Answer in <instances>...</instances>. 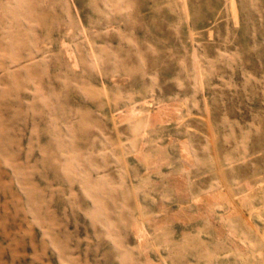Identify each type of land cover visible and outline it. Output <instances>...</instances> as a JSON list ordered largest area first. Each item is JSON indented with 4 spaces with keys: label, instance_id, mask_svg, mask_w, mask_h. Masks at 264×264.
Here are the masks:
<instances>
[{
    "label": "rangeland",
    "instance_id": "rangeland-1",
    "mask_svg": "<svg viewBox=\"0 0 264 264\" xmlns=\"http://www.w3.org/2000/svg\"><path fill=\"white\" fill-rule=\"evenodd\" d=\"M0 264H264V0H0Z\"/></svg>",
    "mask_w": 264,
    "mask_h": 264
},
{
    "label": "bare ground",
    "instance_id": "bare-ground-1",
    "mask_svg": "<svg viewBox=\"0 0 264 264\" xmlns=\"http://www.w3.org/2000/svg\"><path fill=\"white\" fill-rule=\"evenodd\" d=\"M132 109V108H131ZM151 111V110H150ZM149 111V112H150ZM163 111V110H162ZM162 111L161 110H157V114H147L146 115V119H145V123L147 124V125H149V124H152L151 126H153V123L154 122H160V120L162 119ZM156 112V111H155ZM129 113V112H128ZM130 113H131V115L132 114H136V115H143V113H144V111L143 110H138V111H136V109L135 108H133L131 111H130ZM163 113H165V112H163ZM127 114V113H126ZM146 114V113H145ZM129 115V114H128ZM130 115V116H131ZM168 115V114H167ZM133 116V115H132ZM164 117H165V115H164ZM164 119V118H163ZM163 119H162V121H163ZM161 121V122H162ZM167 121V120H166ZM188 152V151H187ZM190 152V151H189ZM191 154V153H190ZM189 154V155H190ZM146 160H148V159H146ZM192 162V161H191ZM188 163V162H187ZM223 191V190H222ZM222 191H217V192H215L214 194H212V196L214 197V198H216V197H225L226 196V193H224V192H222ZM138 231V230H137ZM141 231V229L139 228V232ZM138 232V233H139ZM139 235H141L140 233H139ZM145 235V234H144ZM141 237V236H140Z\"/></svg>",
    "mask_w": 264,
    "mask_h": 264
}]
</instances>
